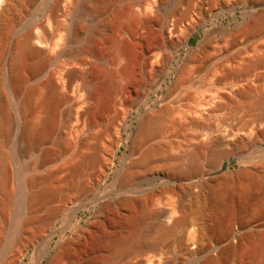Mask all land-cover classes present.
Returning a JSON list of instances; mask_svg holds the SVG:
<instances>
[{
	"label": "rangeland",
	"instance_id": "obj_1",
	"mask_svg": "<svg viewBox=\"0 0 264 264\" xmlns=\"http://www.w3.org/2000/svg\"><path fill=\"white\" fill-rule=\"evenodd\" d=\"M173 1L167 0L168 3ZM8 3L7 10L0 15V156L4 154L10 170L8 187L0 184V264H10L15 259L18 241L30 236L38 223L46 220L54 210L53 226L60 235L53 240V244L59 241L56 252L47 262L44 256L50 240L45 239L47 228L28 244L14 264L20 260H24L20 264H76L86 257L88 249L94 256L99 255L97 259L102 255L100 262L97 261L101 263L115 251L126 250V243L110 249L107 237L112 230L124 229L125 225L128 229L132 220L135 222L131 225L133 235L139 237H133L136 242L153 245L161 239L160 242L173 249H170L171 254L168 253L170 256L160 260L161 264H264V140L257 145L218 147L219 151L228 154L223 160L225 168H235L243 159L250 165L252 179L195 183L203 172L215 166L211 161L213 150H197L199 142L207 141L204 131L209 132L211 128L201 129L189 123L182 112L209 94L207 87L201 85L207 70L221 76L224 67L241 66V62L230 60L241 47L230 48L222 33L238 29L243 21L242 10L220 13L210 19L196 12L199 15L194 14V25L187 22L176 31L173 29L174 34L169 32L176 44L158 51L165 58L160 63L145 55L159 41L158 23L143 26L137 16L130 15V12L134 14L133 11L141 10V0H62L56 12H53L55 0H8ZM204 4L209 7L213 2H179L182 10ZM259 9H264V4ZM205 31H211L213 43L200 57L187 60L204 38ZM30 34L41 38V43L37 42L40 48L49 49L44 56L22 58ZM119 45L125 48L124 53L118 54ZM180 52H183V59L176 65V56ZM74 54L77 59L70 60L68 55ZM45 59L46 63L40 67ZM107 69L111 71L110 76L105 74ZM180 70L187 81L183 96L190 93L193 98L180 102H173L171 98L162 100ZM69 71H81L93 81L99 92L97 110L101 119L89 125L90 114L81 116L77 111L82 112L91 104L81 103L83 96L75 97L77 104L72 113H68L70 102L60 103L55 107L53 127L44 130L42 120L48 114L43 103L48 91L47 81L52 78L66 89ZM18 72L24 78L19 93L15 92L11 81ZM260 72L263 73L264 68ZM82 76L75 84L82 81ZM215 77L213 74L206 81L215 82ZM258 83L252 84L262 83L264 87V80ZM32 88L35 91L28 97ZM65 89L61 88V91ZM229 96L233 98L232 105L221 111L205 112L209 116L207 124L214 125L213 132L228 130L231 124L264 109V100L256 95L241 98L229 93ZM155 98L158 99L156 106L153 104ZM164 103L175 107L176 112L165 117L164 128L159 134L140 144V140H136L140 135V117L158 110ZM137 113L144 114L137 117L136 127L128 130L129 139L123 142L122 138L127 136L124 129ZM29 121L33 126L26 137L23 128ZM115 137H120L117 156L109 172L101 177L98 174L101 160L97 159H103L102 155L105 156ZM150 149H154L155 154L145 158V152ZM193 157H196L195 163ZM83 158L87 159H84L86 163ZM195 166L200 175L194 179L183 178L185 173L193 172ZM165 181L167 185H158ZM50 186L55 189L53 195H35ZM8 190L12 201L6 205L3 196ZM94 203H97L95 210H89ZM174 206H181L176 214L172 211ZM164 207L175 215L173 218L183 216L187 219L188 229L193 230L199 244L214 245L229 237L233 229L246 227V230L234 241L235 248L221 253L217 259L205 256L200 246L197 247L200 253L193 259H182L176 250L178 232L163 233L157 226L161 222L155 219V214ZM77 210L79 219L89 220L88 226L79 225L75 220ZM163 220L168 224L173 222L170 218ZM126 228L119 231H126Z\"/></svg>",
	"mask_w": 264,
	"mask_h": 264
},
{
	"label": "bare ground",
	"instance_id": "obj_2",
	"mask_svg": "<svg viewBox=\"0 0 264 264\" xmlns=\"http://www.w3.org/2000/svg\"><path fill=\"white\" fill-rule=\"evenodd\" d=\"M35 1V0H34ZM62 0H55V3L53 5V12H56L60 8V3ZM101 1V0H100ZM104 1V0H103ZM142 1V8L139 12L133 11L130 12L129 10L126 12H130L131 17L137 16L139 19V22L143 26H149L151 24H155L156 22L159 25L158 29V37L159 41L152 45L149 50L146 51V56L149 58H156L160 63H163L165 61V58L158 52L161 50V48L165 46H173L176 44V41L171 38L169 35L170 33H175L173 29H178L186 25L187 22H190L191 25H194L193 20L194 14L196 12H201V14L204 15L205 18H212L220 13H233L236 9L240 8L242 10V18L243 21L239 24V27L236 31H229L226 30L222 33V38L227 39L230 45V48L240 46L241 48L238 53H234L232 56H230V60L233 63L241 62V66H229L224 67V73L221 74V76L218 73H213L212 70H207L205 74V78L203 76V87H207L209 94L202 97V99H199L197 102H195L193 105L188 106L185 110H182V112L187 116L189 119V123L196 124L200 126L201 129H209L214 127L213 123H208L209 116L205 114L207 113H213L217 111L224 110L229 105H232L233 98L229 96L231 94H236L241 98H247L251 95H256L260 99L262 98L264 100V87L258 85L260 81L264 80V72H260L262 68H264V9H259L262 5V2L264 0H212L213 5L207 7L205 4L202 6L200 5L197 8H190L186 10H182L179 5V0H174L172 3H168L167 0H141ZM2 2V0H0ZM209 2V1H208ZM207 2V3H208ZM203 4V3H201ZM9 7V3L7 0L6 6L4 8L3 13L7 10ZM207 7V8H206ZM118 8V7H117ZM120 8V6H119ZM130 9V8H129ZM119 10V14L121 13V10ZM117 10V11H118ZM123 10V8H122ZM126 11V10H124ZM132 11V10H131ZM116 12V11H115ZM2 13V14H3ZM116 13V15L118 14ZM123 13V12H122ZM197 13L196 15H199ZM1 15V14H0ZM114 15V14H113ZM115 15V16H116ZM122 15V14H120ZM119 16V15H117ZM116 16V17H117ZM120 17V16H119ZM199 18V17H198ZM204 21V20H203ZM172 27V29H171ZM185 28H188L185 27ZM191 29V28H190ZM176 31V30H175ZM211 31H205V36L202 40H200L197 48L191 52L187 60L189 58H198L204 53H206V48L211 44L212 38L210 36ZM41 43V38L39 36H35L30 34V36L27 38L25 45L23 47L22 51V58H40L44 56L49 49H42L38 45L37 42ZM213 43V42H212ZM52 45V44H51ZM57 46V45H56ZM53 49V45H52ZM125 48L123 46H118V54L124 53ZM70 60L77 59V55H68ZM23 60V59H22ZM228 60V59H227ZM229 60V61H230ZM24 61V60H23ZM47 59L44 60L43 65L46 63ZM228 62V61H227ZM230 62V63H231ZM229 63V62H228ZM24 64V62H23ZM232 64V63H231ZM223 65V64H222ZM221 65V66H222ZM234 65V64H233ZM39 67V68H40ZM220 69V68H219ZM222 70V69H221ZM37 71H39L37 69ZM106 76H110L111 71L107 69L105 71ZM219 72V71H218ZM213 74H216V81L208 83V78ZM68 75H70L69 83L67 84V87L65 89V86L58 85L52 78H50L48 83V91L46 93V96L44 97V105L47 108L46 117L44 120H42V129H47L49 131L54 124L55 121V107L59 105L62 102H70V108L68 113H72L74 110V106L77 104L75 97H82L83 100L81 103L84 104H91V107H88L84 109V111L80 112L77 111V114H80L81 116H84L85 114H90L89 116V125L95 124L97 121L101 119L100 111L97 110V104L99 100V92L98 89L96 91L93 81L85 76V74L81 71H69ZM83 75V76H82ZM218 75V76H217ZM82 81L78 84H75V80L81 78ZM183 72L177 71L175 79L172 81L171 86L168 89L167 94L164 96L162 100H166L168 98H171L173 102H180L182 100H190L192 99V94H187L186 96H183V88L187 84L185 78H184ZM211 81V79H209ZM12 83L14 85L15 92L19 93L21 90V87L24 83L23 76L18 72V74L12 76ZM198 82V81H197ZM196 81L194 83H197ZM202 82V81H200ZM258 83L256 86H254L252 83ZM200 85V86H201ZM61 88L65 89L64 92L61 91ZM35 91V88H32L28 91V97ZM98 92V93H97ZM69 93H72L74 96H70ZM255 97V96H254ZM251 98V97H250ZM224 99V100H223ZM222 100V101H221ZM255 100V99H253ZM195 101V100H194ZM193 101V102H194ZM252 101V100H251ZM258 101V99H257ZM256 102V101H255ZM24 103V102H23ZM43 106V107H45ZM263 107V106H262ZM33 110V109H32ZM148 110H146L144 113H146ZM176 112V108L171 106L168 103H164L158 110L149 111L146 114L141 113L140 115L144 114L139 119V136L136 138L137 142L140 140V144H143V142H148L151 138L150 136H155L159 134L164 126H163V120L167 115H170L172 113ZM256 114L251 115L248 118H243L237 123H233L230 125V128L228 130H218V132H213V130H209V132H206V142H199L197 144V150H202L205 148H209L213 150V156L211 157V161L213 164L217 165L219 162L224 160L228 157V154L225 151H219L218 147L221 145H231L233 148H236L241 145L245 144H259L260 141L264 140V126L261 127L264 124V109L261 111H256ZM139 115V116H140ZM232 117V116H231ZM230 117V118H231ZM226 118V117H225ZM229 118V117H227ZM226 118V119H227ZM224 120V119H223ZM230 122V121H229ZM68 124V123H67ZM87 124V125H88ZM33 125L30 124V121L24 126L23 128V135L25 134L26 137L28 136L27 133H29V130L31 129ZM68 126V125H67ZM118 126V125H117ZM122 127V126H121ZM118 130V128H117ZM202 131V130H201ZM118 133V131H117ZM203 131L201 132L202 136ZM115 136V135H114ZM119 136V135H118ZM233 140H232V139ZM114 139V140H112ZM112 143L109 148L107 149L105 156L102 154L103 159H97L100 161L99 169L100 171L98 174L101 177H104L107 172H109L110 167L112 165V162L116 156V149L117 145L119 144L120 137L112 138ZM2 149V144H0V150ZM102 153V152H101ZM154 153V149H150L145 152V158H149L151 154ZM99 154V153H98ZM155 154V153H154ZM98 156V155H96ZM152 157V156H151ZM94 158V156H93ZM99 158V157H96ZM144 158V160H146ZM86 158H83V163ZM193 162H196V157H193ZM149 160V159H148ZM44 161H42L43 163ZM79 167V165H78ZM0 184L2 187L5 188L8 187L6 184H9L10 181V170L6 163V157L4 154L0 156ZM188 172V171H187ZM202 173V172H201ZM186 175L183 178H193L198 175H200V170L198 167L191 173H185ZM184 175V174H183ZM182 175V176H183ZM253 175V174H252ZM254 176V175H253ZM153 177H155L153 175ZM255 178V177H254ZM181 179V178H180ZM250 180L252 179V176L250 174V170H248L246 173L238 175V176H226L224 178L225 181L232 180ZM257 179V178H255ZM189 180V179H188ZM31 181V180H30ZM262 183H260L261 185ZM5 185V186H4ZM156 185V184H155ZM1 190V189H0ZM3 191V189H2ZM4 193V192H2ZM6 194L3 196V201L8 205L10 201H12V194L8 190L5 192ZM39 193V192H38ZM55 193V189L50 186L40 191L39 194H35L36 196H48L53 195ZM35 196V197H36ZM33 197V196H32ZM35 198H33L34 200ZM1 200V199H0ZM32 200V199H31ZM30 200V201H31ZM40 200V199H39ZM9 207V206H8ZM181 208V206H174L172 208V211L174 214H176L178 209ZM160 209V208H159ZM158 209V210H159ZM5 210V209H3ZM157 210V211H158ZM171 214L169 209L161 208L159 212L155 214L158 222L160 221V225L158 223L157 226H160L159 229L163 233H170L173 231H177V248L178 254H180V257L183 259H193L196 255L200 253V248H196L191 250L185 245V237L188 229V221L185 217L181 216L179 218H173L175 215ZM164 218H170L172 219V224H168V222L164 221ZM137 219V218H136ZM119 222V221H118ZM124 222V221H123ZM129 222V220H128ZM55 223V210L44 220L43 222L38 223L37 228L34 230V232L22 239H20L14 249V260L11 261L10 264H14L16 261V258L23 255L24 252L27 249L28 244L36 237L40 236L47 228L45 236V239L47 240L52 236V233L55 229L53 226ZM122 223V222H121ZM127 223V222H125ZM124 223V224H125ZM133 223V224H132ZM138 223V222H137ZM157 223V222H153ZM118 224V223H117ZM116 224V225H117ZM135 222L133 220L131 221V225L133 226ZM120 226H122L119 223ZM118 225V226H119ZM130 223L128 224V229L126 228V225L124 226L127 230L126 231H119V230H125L119 228V230H112V234L109 233V242L107 239V244L109 245V248L116 249V247L120 243H126L128 247L126 250L122 251L121 253H117V251L114 252V255L110 257L107 260H101L103 262H100V256L99 262L97 256L93 255L91 250L88 249L86 253V257L82 260L79 259L80 262L76 264H122L124 259H128L127 261H124L123 264H159L157 262L162 261V258L169 255L170 249L164 242L160 239L159 242L156 244L150 245H142L141 242H136L133 237L137 238L133 235V230L131 228ZM151 226V225H150ZM116 227V226H115ZM118 228V227H116ZM153 228V227H151ZM113 229V227H112ZM134 229V228H133ZM155 229V228H154ZM154 231V230H153ZM150 232V231H149ZM159 232V230H158ZM151 233V232H150ZM191 237L194 240V242H197L199 244V239L194 238V232L192 230ZM168 235V234H167ZM160 236V235H159ZM100 237V236H99ZM102 237V236H101ZM98 238V237H97ZM139 238V237H138ZM163 238V237H162ZM96 240V239H95ZM94 240V241H95ZM101 240V239H100ZM140 241V240H139ZM164 241V240H163ZM89 243V242H88ZM86 243V245L88 244ZM99 243V242H98ZM147 244V243H146ZM94 245V244H93ZM96 246V245H95ZM59 247V242H58ZM85 247V246H84ZM90 246L89 248H91ZM97 247V246H96ZM94 247H92L93 250ZM110 248V249H111ZM235 248L234 246L228 247L224 252H227L229 249ZM173 250V249H172ZM175 250V249H174ZM98 251V250H97ZM151 253H150V252ZM150 253L148 255H144L146 253ZM223 252V253H224ZM84 253V252H83ZM102 254V253H101ZM171 254V253H170ZM177 254V252L175 253ZM137 256V257H136ZM140 256V257H139ZM170 256V255H169ZM13 258V257H12ZM11 258V259H12ZM105 258V257H104ZM54 263L57 261L54 260ZM165 262V261H164ZM163 262V263H164ZM167 262V261H166ZM165 262V263H166ZM161 264V262H160ZM168 264V263H167Z\"/></svg>",
	"mask_w": 264,
	"mask_h": 264
},
{
	"label": "water",
	"instance_id": "obj_3",
	"mask_svg": "<svg viewBox=\"0 0 264 264\" xmlns=\"http://www.w3.org/2000/svg\"><path fill=\"white\" fill-rule=\"evenodd\" d=\"M6 3H7V0H3L2 2H0V14L3 13ZM263 4H264V1L262 2V5ZM35 42H37V40ZM186 53H189V51H187ZM182 54L183 52H180L176 56V60H175L176 65H179L180 61L183 59ZM157 100L158 99L155 98V100L153 101L154 106L157 105ZM140 114L141 113H137L133 115L132 118L130 119L129 125L124 129V133L127 136L122 138L123 142L129 139L128 130L132 131V129L136 127L134 123L137 122V117ZM116 156H117V153H116ZM248 170H250V165L247 161L243 159L238 161L235 168H225V163L222 160L217 165H215L214 168H212L211 170L203 172L198 177V180L195 183L203 184V183L212 182V181L219 180V179H224L226 178V176H238V175L246 173ZM167 184L168 182L166 181L162 183H158L159 186H164ZM96 206H97V203L91 204L89 207V210L94 211ZM78 213H79V210L75 211L74 213V218L75 220H77L78 224L84 227L88 226L89 220L84 221L82 219H79ZM244 230H246V227H240L238 230L233 229L229 237H227L226 239H221L219 241H216L214 245L198 244L197 242H194V240L191 237L192 231L187 230L186 237H185V245L191 250L196 249L197 247L200 246L201 250H203L202 253L205 256L217 259V257L221 253H223L228 247L234 246V241L239 240L241 238ZM55 237H60L58 229L56 227L52 233V236L50 237L47 251L44 255L45 257H47V262L53 256V254L56 252L58 248L59 241L53 244V240ZM20 263H24V260L17 261V264H20Z\"/></svg>",
	"mask_w": 264,
	"mask_h": 264
}]
</instances>
